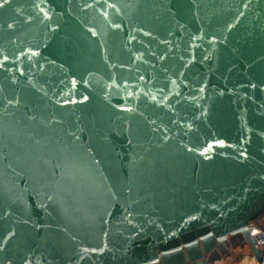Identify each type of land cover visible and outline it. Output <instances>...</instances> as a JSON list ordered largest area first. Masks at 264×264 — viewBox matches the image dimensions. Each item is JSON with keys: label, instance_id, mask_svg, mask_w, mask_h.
I'll return each instance as SVG.
<instances>
[{"label": "water", "instance_id": "95a60500", "mask_svg": "<svg viewBox=\"0 0 264 264\" xmlns=\"http://www.w3.org/2000/svg\"><path fill=\"white\" fill-rule=\"evenodd\" d=\"M264 213V0H0V264H206Z\"/></svg>", "mask_w": 264, "mask_h": 264}, {"label": "flooded vegetation", "instance_id": "af4514ba", "mask_svg": "<svg viewBox=\"0 0 264 264\" xmlns=\"http://www.w3.org/2000/svg\"><path fill=\"white\" fill-rule=\"evenodd\" d=\"M250 250V244L246 239L229 236L226 241L215 246L210 252L205 253L203 259L206 264H233Z\"/></svg>", "mask_w": 264, "mask_h": 264}, {"label": "built area", "instance_id": "2783aa9c", "mask_svg": "<svg viewBox=\"0 0 264 264\" xmlns=\"http://www.w3.org/2000/svg\"><path fill=\"white\" fill-rule=\"evenodd\" d=\"M249 236L251 243L261 253V259H257L250 250L249 255L255 258L256 264H264V213L253 219L249 224Z\"/></svg>", "mask_w": 264, "mask_h": 264}, {"label": "bare ground", "instance_id": "6f19581e", "mask_svg": "<svg viewBox=\"0 0 264 264\" xmlns=\"http://www.w3.org/2000/svg\"><path fill=\"white\" fill-rule=\"evenodd\" d=\"M242 264H256L255 258L251 255L247 256Z\"/></svg>", "mask_w": 264, "mask_h": 264}, {"label": "rangeland", "instance_id": "374dc122", "mask_svg": "<svg viewBox=\"0 0 264 264\" xmlns=\"http://www.w3.org/2000/svg\"><path fill=\"white\" fill-rule=\"evenodd\" d=\"M247 256H249V252H246L242 258H240L239 260H237V261L234 262L233 264H242L243 261H244V259H245Z\"/></svg>", "mask_w": 264, "mask_h": 264}]
</instances>
